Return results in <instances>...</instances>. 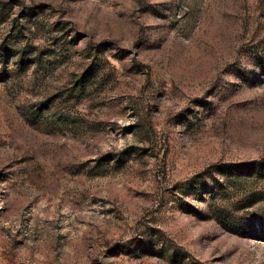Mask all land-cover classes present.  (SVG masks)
Segmentation results:
<instances>
[{
  "label": "rangeland",
  "instance_id": "obj_1",
  "mask_svg": "<svg viewBox=\"0 0 264 264\" xmlns=\"http://www.w3.org/2000/svg\"><path fill=\"white\" fill-rule=\"evenodd\" d=\"M0 264H264V0H0Z\"/></svg>",
  "mask_w": 264,
  "mask_h": 264
}]
</instances>
